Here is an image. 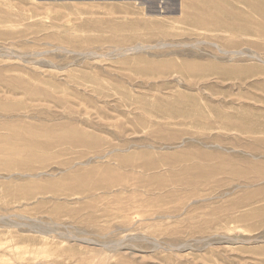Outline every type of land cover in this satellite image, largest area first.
Listing matches in <instances>:
<instances>
[{"label": "rangeland", "instance_id": "obj_1", "mask_svg": "<svg viewBox=\"0 0 264 264\" xmlns=\"http://www.w3.org/2000/svg\"><path fill=\"white\" fill-rule=\"evenodd\" d=\"M0 264H264V0H0Z\"/></svg>", "mask_w": 264, "mask_h": 264}]
</instances>
